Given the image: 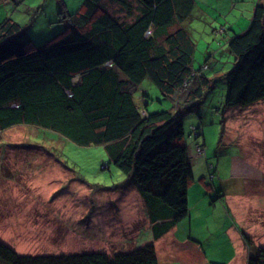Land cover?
<instances>
[{
  "label": "trees",
  "instance_id": "trees-1",
  "mask_svg": "<svg viewBox=\"0 0 264 264\" xmlns=\"http://www.w3.org/2000/svg\"><path fill=\"white\" fill-rule=\"evenodd\" d=\"M110 1L126 7L122 15L104 8L102 0H83V23L67 20L39 45L25 26L0 19V138L15 124H33L80 146L102 145L108 162L139 192L152 239L124 251L28 254L0 240V264H159L154 240L189 213L187 189L194 174L184 141L186 108L149 111L134 94L147 77L164 97L174 98L176 108L202 98L221 78L215 66L214 77L205 75L207 61L192 67L203 39L185 25L195 1ZM227 50L234 62L224 73V107L264 98V1H257L248 26L227 40ZM191 131L202 135L195 126ZM208 176L213 178V167ZM243 240L247 264H264V245L253 246L247 235Z\"/></svg>",
  "mask_w": 264,
  "mask_h": 264
},
{
  "label": "rangeland",
  "instance_id": "rangeland-1",
  "mask_svg": "<svg viewBox=\"0 0 264 264\" xmlns=\"http://www.w3.org/2000/svg\"><path fill=\"white\" fill-rule=\"evenodd\" d=\"M82 1H11L2 3L0 15H6L25 26L33 42L39 45L63 29L67 20L75 24L83 23L79 17ZM231 1L205 0L199 10H204L207 19L201 18L197 22L199 26L203 29L206 27L210 32L208 19L211 15L215 21L220 8L224 13L223 19H230L239 13V10L229 9ZM103 4L110 11L123 14V11L115 10L118 4L107 1ZM199 36L200 33L194 34L195 39ZM224 48L220 37L211 41V46L203 37L194 50L192 67L198 69L207 59L211 67L214 64L222 71L225 68L229 70L231 64L227 62ZM209 51L213 54L205 58ZM211 67H202L208 77L215 75ZM225 93L223 74L214 80V86L207 89L202 98L183 101L176 108L174 98L164 97L147 77L138 85L134 96L149 111L163 108L183 111L186 108L183 115L184 139L188 138L190 129L195 126L202 134L195 139L201 142L205 135L212 155L231 151L245 155L243 151L248 152L251 145L256 152L255 157L258 156L253 161L263 167L264 111L259 112L258 117L254 107L264 104V98L252 105L225 108ZM143 95H147V99L142 100ZM235 125L245 128L249 125L250 128L241 147H235L232 141V138L238 139ZM190 135L193 138V133ZM240 141L236 140V143ZM252 149L249 148L250 154ZM108 159L102 145L80 146L60 134L33 124H15L3 130L0 138V240L17 252L27 254L124 251L150 241L152 229L146 227L148 219L144 215L139 192L133 184H126L129 176L109 163ZM194 166L199 167L195 163ZM253 179L255 188L264 192V185L260 187L264 181L255 175ZM253 185L249 184L248 188ZM261 200L264 202V195ZM241 224L244 226L243 236L252 238L253 246L264 245V206L251 208L248 221L243 220ZM216 226L214 235L204 237L207 245H221V251L215 255L217 259H211L215 264L224 262L231 253L228 239L220 235L219 225ZM205 250L212 251L213 248Z\"/></svg>",
  "mask_w": 264,
  "mask_h": 264
},
{
  "label": "crops",
  "instance_id": "crops-1",
  "mask_svg": "<svg viewBox=\"0 0 264 264\" xmlns=\"http://www.w3.org/2000/svg\"><path fill=\"white\" fill-rule=\"evenodd\" d=\"M104 1L111 3L110 0H102L101 3L104 8L109 10L103 4ZM194 1L193 15L185 22L187 29L189 32L193 30L201 32L208 46H211V41L220 37L225 44L223 51L227 54V62H230L232 67L234 58L227 50V40L234 33L241 32L242 27L248 26L258 0H232L229 3V9L239 10V13H236L230 19H223L224 13L220 8L218 17H214L215 21L211 15L210 19H208L209 25L207 24V27L211 28L210 32L206 30V27L203 29L197 23L201 18L207 19L204 15V10H199L205 0ZM7 2L11 1L0 0V6L2 3ZM113 3L119 5L115 10H124L121 4L117 2ZM1 18L2 16L0 15ZM212 54L209 51L205 58ZM230 59L232 60L230 61ZM204 61H207V59ZM206 64V69H209L211 66L209 60ZM219 70V75L220 73L223 75L227 71L226 68L222 71L221 67ZM254 110L257 116L260 117L259 112L264 111V104L254 107ZM235 128L238 131V139L235 137L234 139L232 138V141L235 143V147H241V142L246 140V135L249 134L250 128L249 125L246 128L235 125ZM191 133L189 132L188 138L184 139L189 155L193 160L194 174L193 180L187 189L189 213L162 236L154 240L159 264H215L216 262L211 261V259H217L215 255L217 251H221V245H207L204 237L210 238L215 234L217 230L216 224L220 228L218 232L221 236L228 239L231 247L228 259H224L225 261L221 259L224 262H218L217 264H247L249 253L247 252L248 247L243 240L242 231H244V226L241 222L243 220L248 221L251 208L264 206V202L261 200V196L264 195L263 190H259L253 185L254 175L264 181V166L256 165L257 162L253 161L258 156L255 157L256 152L253 151L251 145L248 147V152L241 150L245 155L233 151L230 153H220L219 155H215L213 152L214 154L212 155V150L209 151L210 147H207L209 143L207 137L203 135L201 143L199 139H195L194 133L193 138H191ZM188 139L189 143H187ZM236 140L241 141L240 143H236ZM260 140L262 141L263 138ZM197 148H200L201 151L198 152ZM249 148L252 149L251 154L249 153ZM202 154H204V157H201ZM194 163L198 164L199 167L196 168ZM209 167H213L214 176L212 179L208 176ZM249 184L253 186L248 188ZM263 185L264 182H262L260 187ZM252 188L254 191H251ZM256 191L258 192L256 193ZM218 192L220 194L216 196ZM251 192H255L256 194H252ZM212 195H214V198L211 197ZM146 227H149V225H146ZM208 248H213V250H205Z\"/></svg>",
  "mask_w": 264,
  "mask_h": 264
},
{
  "label": "built area",
  "instance_id": "built-area-1",
  "mask_svg": "<svg viewBox=\"0 0 264 264\" xmlns=\"http://www.w3.org/2000/svg\"><path fill=\"white\" fill-rule=\"evenodd\" d=\"M197 151L200 152L201 151L200 148H197Z\"/></svg>",
  "mask_w": 264,
  "mask_h": 264
}]
</instances>
